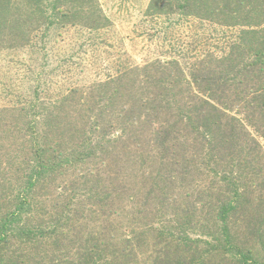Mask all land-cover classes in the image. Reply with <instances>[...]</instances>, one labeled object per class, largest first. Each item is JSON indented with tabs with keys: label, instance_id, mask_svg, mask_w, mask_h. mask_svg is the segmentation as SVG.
I'll return each mask as SVG.
<instances>
[{
	"label": "trees",
	"instance_id": "trees-1",
	"mask_svg": "<svg viewBox=\"0 0 264 264\" xmlns=\"http://www.w3.org/2000/svg\"><path fill=\"white\" fill-rule=\"evenodd\" d=\"M145 13L238 32L57 97L40 70L0 106V264H264V0ZM110 24L99 0H0V52Z\"/></svg>",
	"mask_w": 264,
	"mask_h": 264
},
{
	"label": "rangeland",
	"instance_id": "rangeland-1",
	"mask_svg": "<svg viewBox=\"0 0 264 264\" xmlns=\"http://www.w3.org/2000/svg\"><path fill=\"white\" fill-rule=\"evenodd\" d=\"M99 1L111 21L99 32L67 27L46 53L30 48L0 52V106L30 92L40 70V79L50 87L44 96L57 97L71 86L103 80L131 65L169 58L191 62L208 53L221 54L238 32L193 17L147 16L151 0Z\"/></svg>",
	"mask_w": 264,
	"mask_h": 264
}]
</instances>
